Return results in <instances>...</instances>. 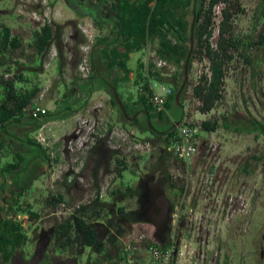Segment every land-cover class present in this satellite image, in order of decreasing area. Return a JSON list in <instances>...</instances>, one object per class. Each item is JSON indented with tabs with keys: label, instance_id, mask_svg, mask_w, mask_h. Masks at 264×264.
I'll return each instance as SVG.
<instances>
[{
	"label": "rangeland",
	"instance_id": "rangeland-1",
	"mask_svg": "<svg viewBox=\"0 0 264 264\" xmlns=\"http://www.w3.org/2000/svg\"><path fill=\"white\" fill-rule=\"evenodd\" d=\"M240 2L244 13L235 19L234 34L243 40H256L260 34H264V0ZM223 7L220 4L213 10L215 24L210 45L215 49ZM80 12L77 11L78 14ZM77 13L64 0H0V81L9 79L17 84L19 90L38 85L40 92L34 98L33 105L44 107L49 113L40 119L44 128L39 132L28 124L12 126L11 131L22 140L33 137L55 159L52 163L38 164L35 161L31 168L21 173L6 174L9 175L7 180L14 185L22 183L24 177L28 185L35 173L38 175L21 203H25L23 206L32 205V213L39 215L38 220L32 214L17 217L30 239L8 264H47L46 255L51 257L48 264H118L106 259L108 255L113 257L117 254V246L111 243L106 242V250L101 253L86 247L83 253L74 248L60 254L61 249L54 240L57 225L72 220L74 205L94 198L99 187L105 190L103 200L110 203L116 197L120 198L119 194L114 195L115 191L126 194V187L134 189L129 196H123L121 201L116 200L114 213L110 215V221L114 224L111 230L117 231L118 222L125 231L136 224L153 235L155 240L162 239L159 238L156 226L151 225L152 222L130 224L122 220L117 211L121 206L127 211L137 210L138 183L140 178L153 173L156 165H160V148L156 147L138 156L119 155L122 163L119 174L112 176L115 174L113 165L112 170L103 167L97 177L93 173L96 160L92 156L86 157L87 150L85 154L82 149L76 148L75 142L70 144L72 134L75 136L76 129L80 128L78 125L82 123L79 121L81 119L99 120L105 124L110 121L113 125H117L120 120L119 127L134 131L139 138L155 137L152 128L145 130L148 122L144 114L134 112L124 98L129 92L137 95L139 87L131 86L128 89L122 85L118 91L126 107V114L122 113L127 123L137 118L144 127L142 132L131 126L126 127L117 108L113 107L114 112L110 103V90L102 86L103 81L89 80L92 71L88 78L79 72V64L86 54H80L81 50L73 36L77 33L76 29H79L77 24L85 19H77ZM46 21L69 26L64 31L61 45L57 41L45 55H39L34 46L36 32ZM4 27L11 29L12 38L18 37L21 48H1ZM94 33L91 36L93 43L98 36L110 35L109 31L104 33L95 30ZM157 47L158 41L146 46L145 73L148 62L153 61L164 73L163 76L170 78L172 84L154 82L155 89L161 91L163 87H175L173 83L182 84L184 77L180 74H183L180 67L171 63L159 67L160 60L155 53ZM202 53L195 55L186 85L188 88L185 87L183 91H186L183 124L198 129L199 153L190 164H184L170 154L166 158L167 162L159 166L167 168L179 188L184 189L175 202L171 217V226L177 227V240L181 241L182 253L177 263L264 264V129L255 128L264 125V47H248L235 53L234 60L228 65L223 97L206 114L200 112L201 104L193 91L200 77L209 73V62ZM140 55L141 52L136 53L134 59ZM246 55L251 57V64L245 60ZM136 61H131V67H136ZM177 71L180 72L178 81L172 79ZM76 82L79 86H76ZM93 85H97V88ZM78 87L82 90L80 94ZM91 88H95V98H90ZM119 109L122 110L120 106ZM179 111L172 108L169 115L172 119L178 118ZM205 120L218 121L216 132L202 131L201 124ZM48 122L50 125H47ZM152 126L160 131L167 128V125L163 127L154 120ZM86 130L85 127L84 133ZM68 146H72L73 150ZM22 147L19 149L24 151ZM157 178H160V174H157ZM147 187L152 191L150 202L146 203L148 213L153 221L166 222L170 206L165 196L155 183L149 182ZM10 189L12 187L7 184L4 192L6 200L12 192ZM59 196L65 198L67 207H63ZM53 201H56V207L50 205ZM86 216L88 220L94 219L92 209L87 210ZM100 218L102 223L107 224L106 212L101 213Z\"/></svg>",
	"mask_w": 264,
	"mask_h": 264
},
{
	"label": "trees",
	"instance_id": "trees-1",
	"mask_svg": "<svg viewBox=\"0 0 264 264\" xmlns=\"http://www.w3.org/2000/svg\"><path fill=\"white\" fill-rule=\"evenodd\" d=\"M95 1L98 2L99 5L108 4L109 2L113 3L112 8L120 20V25L118 33L115 31L112 34L118 35L119 37L117 36V38H122L123 41L125 40V55L123 57L116 55L114 59H110L112 64L109 63V68H112L116 64L118 58L123 59L120 63V68L127 67L126 63L132 51H140L150 42L158 41L156 50L157 58L166 63H171L176 67H180L183 70V74L177 71L172 75V79L177 81L179 73L184 77V65L190 48V30L193 19V9L196 8L195 48L194 55H192L190 60L189 75L193 67L195 55L203 52L204 57L209 62V73L202 75L198 84L193 89L194 96L201 104L199 110L203 114L211 112L215 108L216 103L222 99L228 65L234 60L235 53L239 50H246L248 47H264V34H260L258 39L253 41H249V39L243 40L234 34L235 19L244 13L240 0ZM66 2L69 7L74 9L75 2H73V0H66ZM220 4H223L224 7L221 11L222 20L219 24V37L217 40V48L215 49L210 45L215 24L213 21L215 17L213 10ZM80 11L82 10H78V12ZM68 26L69 24L60 25L58 23L46 21L41 29L36 32L34 46L37 54L45 55L57 41L61 45L64 31ZM11 38V29L9 27H4L1 37L2 49L7 50L9 47L12 49L21 48V41L18 37ZM245 60L250 64L252 62L249 55H246ZM138 67L139 73L136 77V84L141 85V88H139L138 101L135 105L141 108L134 112L144 114L145 120L148 122L145 130L146 128L148 130L152 128L155 137L139 138L134 132L128 129L126 130L132 133L137 139L150 142L153 147L152 149L159 147L161 153L159 162L161 165V163L167 162L166 158L171 154L168 148L180 141V128L187 125L183 124L186 91L182 93L179 102H177L176 95L182 84L178 82L173 83L175 87H171L172 94L169 96L166 103L168 113H158L150 100L152 95L151 84L154 82H168L172 84L170 78L164 77V73L153 61L147 64L146 73V66L143 62H139ZM91 79H94V77H90L89 80ZM105 83H107V86H105L111 93L112 106L117 108L121 119L126 122L127 127V118L123 115L122 110L120 111L119 104L114 95L115 89L119 97H122L118 91L117 82L106 81ZM75 84L79 86L77 82ZM92 87L95 86L93 85ZM78 88L80 89V87ZM95 88H91V94L94 93L93 89ZM187 88L188 87H186V89ZM39 92L40 89L38 85L30 89L20 88L19 90L17 84L9 79H2V81H0V178L2 179V183H0V264H8L14 254L18 250L23 249L30 239L22 222L18 220L17 217L19 215L32 214L31 216L33 218L36 220L39 219L37 213H32V205L30 206L27 204L23 206L25 203H21V199L24 198V195L38 179V175L35 173L32 182L28 185H26L28 180L25 177L22 179V183L14 185L12 181L7 180L9 175L6 176V174L21 173L31 168L30 166H32L35 161H38V164L44 162L52 163L55 161L49 154V150L44 148L36 139L29 136L26 140H22L11 131L12 126H25L27 124L33 126L31 128L34 131L42 128L43 125L40 123L41 120L30 117L28 111L30 107L35 108L33 100ZM172 108L180 110L178 118L172 119L169 115V110ZM48 115L49 113L47 112L43 117ZM152 120L163 127L167 125V128L164 131H160L156 127L154 128V126H152ZM130 121H132V123L129 124L131 127L137 128L141 132L144 131L143 125L138 122L137 118ZM190 127L195 128L192 126ZM257 127L264 129V125L262 124L259 126L257 125L255 128L257 129ZM112 128L113 124H110V127H108L109 131H111ZM217 128V120H205L201 124V129L205 132H216ZM108 139L109 137H102L98 144L87 153L88 156H92L97 162L95 166L96 174L94 173L97 177L103 167L108 169L111 168L110 170H112L114 162L113 172L119 174V170L121 169L120 164L122 163L118 156L122 154L121 152L111 149ZM18 145L21 147L23 146L22 148H24V151L20 150V146ZM27 155L30 157H27ZM31 156L33 158H31ZM1 157L3 158L1 159ZM160 165H156L157 168H155L153 173L140 178L137 187L139 196L137 210L127 211L125 207L121 206L117 211L122 216L121 219L130 224L152 222V224H150L154 227L156 226L157 231H159L158 234H160L159 238H162L161 241L156 240V242L165 243L173 231L171 217L176 207L175 202L178 200V197L182 195L184 189L179 188L167 171V168H160ZM157 174H160V178H157ZM149 182H153L159 187L160 193L165 196L170 206V212L169 215H167L168 219L166 222L153 221L151 215L146 213L148 207H146L147 204L142 198L144 193L147 192V185ZM7 184L12 187V189H10L12 192L10 196H8V200L4 199V192ZM133 191L134 189H132L131 186L126 187V194L128 196L133 193ZM115 194H119L118 196H120V198L116 197L117 199L115 198L113 203L107 202L100 197L101 188L99 187L98 194L93 198L91 204L76 209L73 212L72 220L68 219L65 223L57 225L56 229H54L56 230L54 231V240L58 248L61 249L60 254L74 248L79 253H83L86 247H90L93 251L101 253L106 250V242L116 245V236L111 233L114 224L110 221V215L114 213V207L117 203L116 200L121 201L126 194H120L118 191H115L114 195ZM59 201L66 204L64 197H60ZM54 206L56 207L57 205L55 204ZM88 209H92L94 213L93 220H88L86 216ZM103 212L107 213V224L102 223L100 220V214ZM107 225H109V227ZM103 226H105L104 230L102 229ZM124 232L125 229L123 225L118 222L117 233L122 235ZM118 256H120L119 253ZM45 258L48 264V262L51 261L50 255H46ZM119 260L122 262L123 257L120 256Z\"/></svg>",
	"mask_w": 264,
	"mask_h": 264
},
{
	"label": "built area",
	"instance_id": "built-area-1",
	"mask_svg": "<svg viewBox=\"0 0 264 264\" xmlns=\"http://www.w3.org/2000/svg\"><path fill=\"white\" fill-rule=\"evenodd\" d=\"M166 65L165 61L159 63V67ZM79 71L84 78L89 77L90 65L87 55L79 65ZM151 89L150 100L156 111L158 113H168L166 103L172 94V89L163 87L161 91H157L153 84H151ZM47 112V109L36 106L29 110V116L33 119H41ZM79 121L82 123L78 125L80 128L76 129L75 136L72 134L70 144L75 142L76 148L82 149V152L85 150L88 152L95 147L102 137H109L108 143L111 149L125 155L138 156L150 152L153 148L150 142L137 139L126 129L115 126L109 131L107 124L99 120L81 119ZM85 127L87 130L84 133L83 129ZM197 135L198 129L191 128L188 125L181 127L179 130L180 141L168 148L169 153L179 161L189 164L199 153ZM68 148L73 150L72 146H68ZM104 191L102 188L101 198L104 197ZM92 200L93 198L74 205L73 212L84 205L91 204ZM63 207H67L66 204L63 203ZM141 228L140 225L135 224L132 229H127L122 235L111 230V233L116 236V245L119 249V255L123 257V264H178V257L182 252L181 241L177 240L178 229L176 226L173 227L172 234L165 243L156 242L153 235Z\"/></svg>",
	"mask_w": 264,
	"mask_h": 264
},
{
	"label": "crops",
	"instance_id": "crops-1",
	"mask_svg": "<svg viewBox=\"0 0 264 264\" xmlns=\"http://www.w3.org/2000/svg\"><path fill=\"white\" fill-rule=\"evenodd\" d=\"M132 1H134V0H132ZM112 7H113V3L109 2L108 4H105L104 7L101 6L98 10L96 9L95 11H97L98 13L96 14L97 17L94 20H92L90 17H87L86 15H88V14H86L84 12L79 13V14L76 12L77 15L79 16V17L77 16V19L81 18V19H85V21L80 20V22L77 24V27L79 29H76L77 33L73 36L74 37L73 39H75V43L78 44V47L81 50L80 54L81 55H83V54L87 55L88 54L90 72L92 71L91 77H94V79H97V80L99 79V80L103 81L104 84H102V86H104L105 89L107 86V83H105L106 81L107 82H112V81L117 82L118 88L121 87L122 85H125L126 88H128V89L131 86H136V87L141 88V85L136 84V77L139 73L138 63L143 62L145 64V62H146L147 55L144 54L146 46L144 49H142L140 51H134V52L132 51L129 54V60L126 63L127 67L120 68L121 67L120 63L123 61V59L118 58V60L116 61V64L112 68H109V63L112 64V61L110 62V59H114V57L116 55H120L122 57L125 55V49H124L125 40L123 41L122 38L121 39L117 38L118 35L116 36V35L112 34L115 31H116V33H118L119 25H120V20L118 19L116 12L113 11ZM68 14H69V12H68ZM72 18L75 19L73 14H72ZM109 18H112L113 21H111ZM74 19H72V20H74ZM71 30H72V28H71ZM95 30L102 31L104 33L106 31H109L110 35H102L101 37L98 36V38H96V40L93 43L91 36L95 35V33H94ZM80 37H81V40H79ZM139 52H141V55L137 56L135 58L137 60L136 61V67L133 68L134 66L131 67L130 63H132L131 61L135 60L134 55L136 53H139ZM155 53H156V51H155ZM53 54H54V56H53V58H54L55 57V51H53ZM94 86L97 87V85H94ZM167 88H171V86H167ZM78 90H79V94H80L82 92V90L79 88H78ZM138 94L133 95L129 92L128 94L124 95L126 103L130 104L131 108L134 109L133 111H136V110L141 108L140 106L135 105V103H137V101H138ZM90 98H95V93H92ZM111 107L113 109L112 103H111ZM114 112H115V110H114ZM113 115H115V113ZM106 124H108L107 126L110 127V124L112 125L113 123H111L109 121V123H106ZM118 124H120V120H119ZM118 124L113 125V127L114 126L119 127L120 125L118 126ZM47 125H50V123L48 122ZM128 126H130V125L128 124ZM43 128L44 127L42 126V128H40L38 130V132L43 130ZM86 157H88V155ZM114 164H115V162L113 163V165ZM93 173L96 174L95 168L93 170ZM115 175L116 174H113L112 176L115 177ZM113 182H115L114 179H113ZM55 204H56V201H53L52 203H50V205H52L53 207H55L54 206ZM117 250L118 251H117L116 255H114L113 257H110V255H108L109 257H107L106 259L109 258V260H111L110 261L111 263L122 264L119 260L120 256H118V253H119L118 247H117Z\"/></svg>",
	"mask_w": 264,
	"mask_h": 264
},
{
	"label": "water",
	"instance_id": "water-1",
	"mask_svg": "<svg viewBox=\"0 0 264 264\" xmlns=\"http://www.w3.org/2000/svg\"><path fill=\"white\" fill-rule=\"evenodd\" d=\"M195 27H196V8L193 9V19H192V23H191V36H190V48H189V53L187 55L186 61H185V65H184V81L180 87V89L178 90V93L176 95V101L179 102L180 97L187 85V82L189 80V65H190V60L192 58L193 52H194V48H195ZM114 95L115 98L117 99V102L120 106V108L122 109V111L126 114V109L117 93V91L114 89Z\"/></svg>",
	"mask_w": 264,
	"mask_h": 264
},
{
	"label": "flooded vegetation",
	"instance_id": "flooded-vegetation-1",
	"mask_svg": "<svg viewBox=\"0 0 264 264\" xmlns=\"http://www.w3.org/2000/svg\"><path fill=\"white\" fill-rule=\"evenodd\" d=\"M65 4L68 5V3L66 2V0H64ZM74 3V10L75 12L78 10H83L84 13L88 14L86 15L87 17H90L92 20H94L97 17V11H95L96 9L98 10L101 6L104 7L105 4L103 5H99L98 2H96L95 0H73ZM69 6V5H68ZM111 21H113L112 18H109ZM152 191H149V189H147V192L144 193L142 200L145 201V203L150 202V193ZM148 209H146V213ZM110 262V261H109Z\"/></svg>",
	"mask_w": 264,
	"mask_h": 264
},
{
	"label": "clouds",
	"instance_id": "clouds-1",
	"mask_svg": "<svg viewBox=\"0 0 264 264\" xmlns=\"http://www.w3.org/2000/svg\"><path fill=\"white\" fill-rule=\"evenodd\" d=\"M87 56H88V55H87ZM88 58H89V57H88ZM81 63H82V62H81ZM35 107H36V106H35ZM31 108H32V107H31ZM31 108H30V109H31ZM28 111H29V109H28Z\"/></svg>",
	"mask_w": 264,
	"mask_h": 264
}]
</instances>
